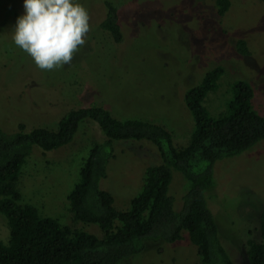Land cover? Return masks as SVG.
<instances>
[{
    "label": "rangeland",
    "instance_id": "obj_1",
    "mask_svg": "<svg viewBox=\"0 0 264 264\" xmlns=\"http://www.w3.org/2000/svg\"><path fill=\"white\" fill-rule=\"evenodd\" d=\"M116 8L122 40L114 45L98 29L103 19L101 0H73L90 16L85 45L70 64L53 71L39 69L13 42L24 0H0V128L40 127L55 130L70 110L101 106L116 119H138L163 126L172 145L183 146L192 129L183 103L186 90L210 70L221 74L203 106L211 117L225 111L229 87L246 82L252 109L264 117V0H230L223 17H217L212 0H108ZM244 42L247 55L235 51ZM98 127L79 124L68 145L42 153L32 147L14 184L20 204L37 209L40 217L57 220L70 230L100 239L91 224L74 221L66 195L77 182L78 170L89 148L100 141ZM106 166L100 189L107 191L116 210L127 209L139 191L143 170L160 163L158 152L146 141H117ZM213 188L205 204L217 226L218 238L232 264H247L246 241L259 240V213L264 202V140L242 154L216 161ZM186 184L172 173L168 195L173 210L181 208ZM8 232L0 214V242ZM119 264H200L186 234L172 244L147 241L136 256Z\"/></svg>",
    "mask_w": 264,
    "mask_h": 264
},
{
    "label": "trees",
    "instance_id": "obj_2",
    "mask_svg": "<svg viewBox=\"0 0 264 264\" xmlns=\"http://www.w3.org/2000/svg\"><path fill=\"white\" fill-rule=\"evenodd\" d=\"M101 1L104 15L98 29L118 45L122 33L117 10L110 1ZM212 3L217 17H223L230 7V0ZM234 47L237 54H248L243 41H236ZM220 74L221 69L216 67L184 92L183 103L192 129L179 148L172 145L171 134L163 126L116 119L101 106L67 111L55 130H26L22 123L10 133L0 128V214L8 232L6 243L0 242V264H119L138 255L145 242L172 244L181 240L183 232L200 264H232L206 207L205 193L214 186L212 166L216 161L238 156L264 140V117L252 109L250 87L242 81L230 85L225 111L211 117L202 103L215 89ZM83 121L94 123L102 139L89 148L66 201L73 220L96 226L102 233L100 239L40 217L34 206L20 204V194L14 187L32 147L46 153L68 145ZM117 141L149 142L160 160L143 170L139 191L124 211L116 210L111 195L99 187L113 158L112 144ZM173 172L179 173L186 184L178 212L173 210V199L168 195ZM258 231V241H246L247 264H264V202Z\"/></svg>",
    "mask_w": 264,
    "mask_h": 264
},
{
    "label": "clouds",
    "instance_id": "obj_3",
    "mask_svg": "<svg viewBox=\"0 0 264 264\" xmlns=\"http://www.w3.org/2000/svg\"><path fill=\"white\" fill-rule=\"evenodd\" d=\"M89 21L87 9L73 0H24L12 39L39 69L53 71L70 64L85 45Z\"/></svg>",
    "mask_w": 264,
    "mask_h": 264
}]
</instances>
